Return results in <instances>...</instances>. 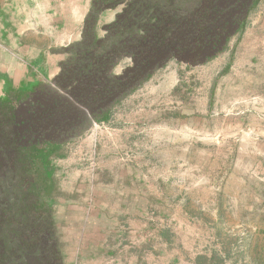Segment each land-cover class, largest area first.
Here are the masks:
<instances>
[{"label":"trees","instance_id":"1","mask_svg":"<svg viewBox=\"0 0 264 264\" xmlns=\"http://www.w3.org/2000/svg\"><path fill=\"white\" fill-rule=\"evenodd\" d=\"M261 0H91L59 73L0 95V264H64L53 158L171 61L198 66L241 35ZM113 12V19L101 18ZM225 40V45L223 41ZM120 73L116 69L124 62ZM223 264L213 254L196 264Z\"/></svg>","mask_w":264,"mask_h":264},{"label":"rangeland","instance_id":"2","mask_svg":"<svg viewBox=\"0 0 264 264\" xmlns=\"http://www.w3.org/2000/svg\"><path fill=\"white\" fill-rule=\"evenodd\" d=\"M78 1V7L55 8H59V12L77 10L82 17V27L91 0ZM25 8L27 17H33L34 4ZM113 16V12L105 13L101 24L110 22ZM11 25L10 33L14 32V38L0 35V95L9 87L31 91L38 85L25 80L15 87L9 85L10 77L20 80L28 75L31 81L42 78L43 71H37L32 62L36 53L27 56L26 51L45 49L46 54H42L41 59H51V69L45 71L49 75L58 69L57 61L65 58L64 55H48V45L54 53L63 47L53 45L52 39L28 28L32 27L30 23L15 21ZM23 54L30 61H22ZM128 64L129 61H124L116 72H121ZM134 94L150 97L124 104L125 99L108 122L94 123L53 158L56 191L52 207L64 264H127L119 261V255L117 259L101 255V261L96 262L83 240L60 221L66 195L60 191L57 175L64 164L67 167L64 175L69 171L67 177L76 171L86 176L108 175L110 167L102 159L99 162V154L95 152L96 133H102L97 137L98 143L103 145L104 130L115 116L123 115V119H127L141 108L151 112L141 125L158 127L155 132L160 131L161 141L169 140L168 133L171 140L176 135L178 158L190 164L189 170L183 173L198 176L210 192L216 193L213 198L219 208L216 241L199 256L209 260L214 254L223 264H264V0L250 14L244 32L233 36L215 58L198 66L171 61ZM151 135L140 134V141L148 143ZM209 211L205 219L215 222L212 209ZM81 249L87 250L82 253Z\"/></svg>","mask_w":264,"mask_h":264},{"label":"crops","instance_id":"3","mask_svg":"<svg viewBox=\"0 0 264 264\" xmlns=\"http://www.w3.org/2000/svg\"><path fill=\"white\" fill-rule=\"evenodd\" d=\"M33 2L0 0L1 37L14 38V32L10 33L11 23L17 21L30 23L32 27L28 28L52 39L53 45L60 48L80 39L82 17L77 10L59 12V8H55L78 7V0ZM28 4H34L30 18L25 8ZM47 48L48 55H61L50 50L51 45ZM33 52L36 55L32 62L37 71H43L42 78L31 81L28 75L20 80L10 77V86L25 83L24 80L34 84L48 82L59 73V67L52 75L45 73L51 69V59H41V55L46 54L44 48L25 53ZM21 58L25 63L30 61L24 54ZM64 59H59L57 65ZM145 97L150 95L133 94L124 104ZM147 113H151L150 110L141 108L135 116L125 117L127 119H123V115L115 116L104 130L103 145L98 143L97 137L102 133H96L95 152L99 154L98 161L102 159L110 167L108 175L86 176L76 171L67 177L69 171L64 175L67 168L64 164L57 175L60 191L66 195L60 221L83 240L96 262L101 261V255L113 259L119 255V261L127 264H196L197 257L216 241L219 210L213 199L216 193L210 192L198 176L183 173L189 170L190 164L178 158L174 133L172 140L168 133L169 140L161 141L160 131L155 132L158 127L141 125L149 116ZM144 132L152 134L146 144L139 136ZM210 208L215 220L212 223L204 217Z\"/></svg>","mask_w":264,"mask_h":264},{"label":"water","instance_id":"4","mask_svg":"<svg viewBox=\"0 0 264 264\" xmlns=\"http://www.w3.org/2000/svg\"><path fill=\"white\" fill-rule=\"evenodd\" d=\"M225 44V40L223 41V45Z\"/></svg>","mask_w":264,"mask_h":264}]
</instances>
